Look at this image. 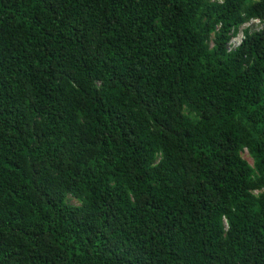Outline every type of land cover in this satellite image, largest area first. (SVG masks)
Instances as JSON below:
<instances>
[{"label": "trees", "instance_id": "16d2710c", "mask_svg": "<svg viewBox=\"0 0 264 264\" xmlns=\"http://www.w3.org/2000/svg\"><path fill=\"white\" fill-rule=\"evenodd\" d=\"M254 19L0 0V264H264V26L229 47Z\"/></svg>", "mask_w": 264, "mask_h": 264}, {"label": "rangeland", "instance_id": "374dc122", "mask_svg": "<svg viewBox=\"0 0 264 264\" xmlns=\"http://www.w3.org/2000/svg\"><path fill=\"white\" fill-rule=\"evenodd\" d=\"M262 27L263 25L259 22V20L254 19L250 22V24L249 23L244 24L241 30L244 31L245 29L250 28L251 32H253L260 30ZM242 36L243 34L240 35L239 40L242 38ZM243 156L249 161L250 164H253V159L250 157L248 152H245ZM73 201L76 202L75 200Z\"/></svg>", "mask_w": 264, "mask_h": 264}, {"label": "built area", "instance_id": "2783aa9c", "mask_svg": "<svg viewBox=\"0 0 264 264\" xmlns=\"http://www.w3.org/2000/svg\"><path fill=\"white\" fill-rule=\"evenodd\" d=\"M251 22V21H250ZM250 22H248L249 24H250ZM260 22V21H259ZM241 34H243V36H242V38L239 40V37H240V35ZM243 38H244V33H243V31L241 30L240 32H239V34L235 37V38H233L232 39V41H231V43H230V49H234V48H236L237 46H239L240 44H241V42L243 41Z\"/></svg>", "mask_w": 264, "mask_h": 264}, {"label": "bare ground", "instance_id": "6f19581e", "mask_svg": "<svg viewBox=\"0 0 264 264\" xmlns=\"http://www.w3.org/2000/svg\"><path fill=\"white\" fill-rule=\"evenodd\" d=\"M262 24V23H261ZM263 25V24H262ZM264 26V25H263ZM242 43V42H241Z\"/></svg>", "mask_w": 264, "mask_h": 264}]
</instances>
